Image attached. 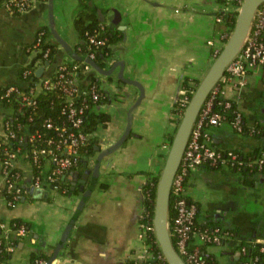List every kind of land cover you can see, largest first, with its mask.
Segmentation results:
<instances>
[{"label": "crops", "instance_id": "crops-1", "mask_svg": "<svg viewBox=\"0 0 264 264\" xmlns=\"http://www.w3.org/2000/svg\"><path fill=\"white\" fill-rule=\"evenodd\" d=\"M219 1L54 0V25L74 49L82 42L74 26V18L81 10L95 11L104 17L109 28L122 30L124 37L115 45V52L104 67L123 61L124 75L141 81L145 87V96L134 111L133 134L102 160L98 183L76 219L56 264H125L142 258L139 233L145 211L143 186L147 172H160L165 163L167 134L175 127L171 120L175 117L172 107L183 90L184 79L188 76L200 81L213 62V48L205 42L215 38L220 45V32L226 31L224 23L213 17L214 13L216 16L221 13ZM33 2L31 8L17 13L0 3V86L25 84L21 71L33 58V45L40 29L48 28L46 38L56 40L49 25L48 0ZM189 5L207 10L194 12L187 9ZM61 48L58 43L59 53L46 65L47 75L54 71ZM68 59L72 58L64 52L63 60ZM120 69L119 63L111 75L102 76L105 85H101L108 99L100 107L111 113L108 125L93 132L102 147L122 135L128 108L139 95L136 85L118 78ZM80 86L86 91L83 80ZM226 92L236 100L247 123L264 124V70L261 67L250 69L245 83L238 77L231 79ZM169 119L170 129L166 126ZM212 131L224 148L248 151L260 144L256 137L235 133L227 122L212 127ZM159 135L162 138H157ZM97 153L85 166L67 174L69 193L49 189L47 194L38 197L29 191L24 200L12 206L0 195V217L8 221L22 218L32 226V240L15 248L10 264H28L32 252L46 247L55 250L81 198L80 183L75 187L74 181L85 168L93 166ZM23 165L30 189L32 169L29 163L23 162ZM187 188L202 211L241 233V237H231L223 246H209L208 253L214 254L220 264H228L232 257L224 252L233 249L238 259L239 244L252 242L253 232L264 225V172L258 175L255 185L249 186L227 166L199 167L191 174Z\"/></svg>", "mask_w": 264, "mask_h": 264}, {"label": "built area", "instance_id": "built-area-1", "mask_svg": "<svg viewBox=\"0 0 264 264\" xmlns=\"http://www.w3.org/2000/svg\"><path fill=\"white\" fill-rule=\"evenodd\" d=\"M7 9L11 12L17 13L26 11L34 4L33 0H0ZM243 0H223V9L221 13L216 16L217 22L224 23V14L234 13L238 7L241 8ZM238 10V12H239ZM238 14V13H237ZM264 31V2L257 8L256 16L254 18L251 30L247 36L244 46L238 52V54L229 62L226 68L225 74L222 76L218 84H216L209 93L206 101L204 102L198 118L194 124L189 141L184 151V155L180 164V167L175 175L172 194L175 197L174 209L176 215L174 217L173 232L177 237L176 250L182 256L187 264H207L201 257L200 244L208 243L209 246H223L224 239L228 240L231 235L221 236L219 232L220 228H216L212 232L208 230L197 229L194 225L197 212L199 210L198 202L188 197L187 181L191 176V172L199 168L204 163H209L212 166L224 165L229 167L241 168L245 165V161L242 156L239 157V152L234 148L217 147L213 144L214 137L204 128L205 124L208 125H220L223 123H229L233 130H242L244 124L255 128L254 125H250L245 122L244 114L240 108L235 109V115L232 120H228L226 114L222 111L214 110L213 103L217 96L225 98V105L231 106L232 97L227 95L226 85L234 77H238L243 83L246 81V77L255 66H259L264 70V39L260 38V35ZM227 31H224L226 33ZM227 37L230 32H227ZM46 31L42 28L39 30L36 42L33 45V52L41 48V45L45 43ZM105 39H98L94 34L90 35V42L96 45L104 43ZM212 44V40H209ZM223 47V46H222ZM221 47V48H222ZM216 49V55L220 49ZM51 48L47 47L43 52V57L36 60L34 66L24 68L23 79H28L29 87L27 90L21 88L17 83H9L1 87L0 89V102L4 99H11L15 97L20 101L21 105H34L36 104V95L40 91H48L54 89H61L64 91V95L68 100V121L69 123L55 124L51 119H47L44 122V126L49 129H54L56 136H51L47 139L43 146H39L36 141V133L18 134L16 128L13 126V122L10 120L11 114L0 112V195L3 196L9 205H14L12 200L8 199L4 194L3 189L8 192L14 193V198L21 199L24 194L28 193L30 189L26 185L27 174L26 167L23 162L29 163L32 169L31 185L33 187H42L45 189H53L58 191V178L60 175H65L70 169L75 167L78 163V155L81 145L86 143L90 135L80 129L83 123V113L85 106L89 103L85 101L81 105H75L73 102L80 96L82 92L79 81L80 71L88 73L93 66L87 61L74 62L70 67L64 64L59 65L56 70V75L48 77H39L36 79V70L39 66L49 61ZM88 57L95 59V52L85 54ZM46 60V61H44ZM34 74L32 80L29 77ZM101 74V73H100ZM99 75V73L97 74ZM103 75V74H101ZM101 87V85H100ZM3 88V89H2ZM92 98L97 100L100 96L98 91L99 85L92 83L89 86ZM183 114V113H182ZM29 120L33 119L32 114H28ZM21 123L18 128H21ZM16 137L22 143L32 142L31 152L22 149L21 146L12 147L14 144L13 138ZM169 149V148H168ZM50 161L54 163V167L46 175V181L50 184V188L45 187L42 177L35 174V165L41 166L43 161ZM247 163V162H246ZM248 165H257L258 168L264 165V153L261 157L250 160ZM17 168L16 176L11 177V171ZM22 183V184H21ZM26 196V195H25ZM169 228L171 236V221L169 217ZM0 230L4 237L12 232L9 222H0ZM153 229V225L149 226L144 223H140L139 237L142 243V258L135 260L136 264H144L147 260L154 257V253L151 250V246L148 241V233ZM16 234L20 237L27 236V230L25 226H20L16 230ZM261 246L260 251L264 250V238H257L250 242ZM208 246V247H209ZM16 246L9 243L8 250L13 252ZM245 251V247L241 249V253ZM159 259H164L163 254L160 251L158 255ZM258 257L251 264H256ZM39 264H47L44 259L38 260Z\"/></svg>", "mask_w": 264, "mask_h": 264}, {"label": "trees", "instance_id": "trees-1", "mask_svg": "<svg viewBox=\"0 0 264 264\" xmlns=\"http://www.w3.org/2000/svg\"><path fill=\"white\" fill-rule=\"evenodd\" d=\"M237 12V11H236ZM236 16L237 13H231V14H224V25L225 30L227 32H231V30L234 28L235 22H236ZM74 26L77 29V31L80 33L82 37V42H79L76 46V50L81 54H90L92 51L95 52V60L100 63L103 67L107 65L108 60L112 57L113 53L115 52V45L121 41L124 37V32L122 30H116L109 28L105 22L103 17H99L97 13L88 11V10H81L74 18ZM46 31V34L48 32V28H43ZM94 34L98 39H105L104 43L96 45L90 42V35ZM260 38L264 39V31L260 35ZM58 41H52V40H45V43L41 45V48L36 50V52L33 55L32 60L29 62V64L24 67H30L34 66L35 62L38 58L43 57V52L47 47L51 48L50 55H49V62L52 63L54 59L56 58L57 54L59 53L58 49ZM60 44V43H59ZM215 57H213V60ZM46 61V60H44ZM74 62H80L79 60L75 59H68V60H62V62L59 64H64L67 67H70ZM49 63V64H50ZM56 66L54 71L51 74H44L42 76H36V79L39 77H48L56 75V70L59 67ZM23 68V69H24ZM22 69V70H23ZM80 78L81 80H84L87 73L84 71H80ZM23 75V72L21 71V76ZM34 77V74L29 77V80H32ZM23 79V77H22ZM25 81V84L17 83L21 86V88L27 90L29 87L28 79H23ZM198 80H195L191 77H186L184 79L183 83V90L181 91L178 99L175 101L172 112L178 113L179 116H182V113L189 102L190 98L192 97V94L194 90L196 89V86L198 84ZM92 83H97L99 85V93L100 96L97 100H94L92 98L90 88L86 91H82L80 93V96L73 102L75 105H81L84 101L85 103H89L88 106H85V111L83 113V123L80 127L84 132L88 133L90 135L88 141L81 145L78 155V163L75 167H73L71 170L75 168H80L85 166V164L89 161V159L95 155L97 152L96 145H99V138L96 135H93V132L99 128L100 126H107L109 121L111 120V113L108 111L103 110L100 105L108 99L107 92L100 87V78L98 75H95L93 78ZM80 84V81H79ZM1 87H5L0 86ZM2 88V89H3ZM184 99V100H181ZM231 106L227 107L225 105V98H222L220 96H217L213 103V109L222 111L224 114H226L228 120H232V118L235 115V109L238 108V104L236 103V100L231 101ZM67 109H68V100L66 99V96L64 95V91L61 89H54V90H48V91H40L36 95V104L34 105H21L20 101H18L15 97H12L11 99H4L0 102V112H5L6 114H11L10 120L13 122V126L16 128L17 133L20 135L22 134H33L36 133V143L39 146H43L47 139L51 136H56L54 129H49L44 126V122L47 119H51L55 124H64L69 123L68 121V115H67ZM28 114H32L33 119L29 120ZM180 117H172V121L175 123V127L172 131H170L167 134L168 139V148L171 145L172 139L174 137L175 131L177 129V126L179 124ZM245 122H247V119L244 117ZM21 123V128H18V125ZM217 126V125H215ZM213 125L205 124L204 128L207 130L213 137L214 141L213 144L217 147L223 148L220 143H217L216 141V134L212 131ZM254 129L252 130L251 127L244 124V128L240 130H234L236 133H241L242 135H251L253 137H256L260 140V144L256 147L248 150L243 151L240 148H234L236 151L239 152V157L242 156V159L245 161V165H243L241 168L237 167H229L231 171H235L239 174V177L243 179V183L249 186H253L256 184V181L258 180V175L260 173L264 172V165L261 168H258L257 165H248L247 163L255 158L261 157L262 153H264V124H255ZM14 144L11 145L12 147L21 146L22 149L30 151L32 148V142L22 143L17 139L16 137L13 138ZM164 153V157L167 156V151ZM31 152V151H30ZM0 157H3V154H0ZM247 162V163H246ZM43 164L41 166L35 165V174L40 175L43 180V184L45 187L50 188V184L46 181V175L49 171H51L54 167V163L50 161H43ZM200 167H205L207 169L209 168H215L220 169L222 167H225L224 165H218V166H212L209 163H204ZM17 168H14L11 171V177H15ZM68 171L65 175H60L58 178V191L62 193H69L71 192V186L69 181L67 180V174L70 172ZM83 171V170H82ZM161 172V171H160ZM160 172H147V181L143 186V192H144V213L141 218L140 223H144L146 225L152 226L153 222V215H154V209H155V196H156V186L159 180ZM192 174V172H191ZM65 176V177H64ZM189 179V178H188ZM22 184V183H21ZM188 184V181H187ZM4 194L7 196L8 199L12 200L13 202L20 201L21 197L18 199L14 198L13 192H8L6 189H3ZM26 193L24 194V196ZM189 198H192L189 194H187ZM174 201L175 197L173 194L171 195V201H170V212L169 217L171 221V231L173 232V223H174V217L176 215L175 209H174ZM199 207V210L196 215V219L194 222V225L197 229L200 230H208L209 232H212L216 228H220L219 234L221 236L223 235H231L232 237H241V233L237 228H229L225 226L223 221L221 219H215L214 216L210 215L208 212L202 211V209ZM8 220L0 217V222H7ZM11 227V233L6 237H4L2 231L0 230V264H10V258L12 252L8 250L9 243L13 244L14 246H17L20 243L31 241L32 240V226L30 222L27 220H24L22 218H13L8 221ZM25 226L27 230V236L20 237L16 234V230L20 226ZM264 238V225L260 226L258 230L256 229L255 232H253L252 235V241L256 240L257 238ZM172 240L174 243V246L177 248V237L175 236L173 232ZM151 246V250L154 253V257L152 259L147 260L144 264H168L166 260L159 259L158 255L160 254V247L156 241L155 234L152 230L148 233V241ZM227 243V240L224 239V244ZM209 244H200L199 248L201 251V257L206 261L207 264H220V262L217 260V257L214 254L208 253ZM245 247V251L240 254V257L237 259L235 258V251L232 249L231 251H225L224 253L226 255H230L232 257V260L228 264H251L254 262L256 256L258 257L256 264H264V250L263 252L260 251L259 245L251 244L250 242H241L239 244L240 250ZM264 247V246H263ZM54 248L53 247H46L40 250L39 252H32L29 256L28 264H39V259H44L49 261L51 256L53 255ZM125 264H136V261L129 260Z\"/></svg>", "mask_w": 264, "mask_h": 264}, {"label": "water", "instance_id": "water-1", "mask_svg": "<svg viewBox=\"0 0 264 264\" xmlns=\"http://www.w3.org/2000/svg\"><path fill=\"white\" fill-rule=\"evenodd\" d=\"M263 2L264 0H243L241 8L236 16L234 28L231 30L219 53L215 56V59L213 60L210 68L208 69L204 77L198 82L196 89L192 94V97L190 98L183 111L171 145L167 152L165 163L160 172L159 180L156 186L155 209L152 224L156 241L160 247L161 253L163 254L168 264H187L176 250L169 228L170 201L175 175L180 167L184 151L189 141L194 124L198 118L204 102L206 101V98L208 97L212 88L219 83L222 76L225 74L229 62L244 46L247 36L251 30L254 18L256 16V10ZM47 7L49 11V25L51 32L62 47L59 59L54 62V67L58 66L62 62L64 52H66L71 58L75 60L89 62L93 66V68L87 73L86 77L83 80V83L85 84L84 89L87 90L95 75L101 73L103 75L109 76L114 72L116 66L120 63L121 69L118 73V78L127 83L136 85L139 89V95L137 99L128 108L127 125L122 135L112 144L106 147L96 145L98 153L93 166L85 168L84 173L81 174V177L74 181L75 187L78 183H80L79 188L82 191V194L73 218L65 227L60 242H58V244L56 245L54 253L47 263L56 264L57 257L61 254L62 249L67 243L76 219L84 210L87 200L90 198L93 190L98 183L102 160L107 155L120 148L128 139L129 135L133 134L132 126L134 111L140 105L145 96V87L141 81L124 75L125 67L123 61H115L112 66L107 68L103 67L94 58L81 54L76 49H74L68 43V41L58 32L54 25V0H48ZM49 63V61H46L45 64L39 66L36 70V76H42L44 74L46 65ZM74 186L73 188H75ZM30 193L39 197L47 194L48 189L32 186L30 187ZM22 199L24 200L25 197H23Z\"/></svg>", "mask_w": 264, "mask_h": 264}, {"label": "rangeland", "instance_id": "rangeland-1", "mask_svg": "<svg viewBox=\"0 0 264 264\" xmlns=\"http://www.w3.org/2000/svg\"><path fill=\"white\" fill-rule=\"evenodd\" d=\"M222 0H220L219 1V5H220V8L221 9H223V6H222ZM183 10H184V5L181 7ZM187 9H189V10H192V11H194V12H196V9H203V10H207L205 7H194V5H189V6H187ZM214 10L216 11V9H213V12H214ZM238 10H239V7L236 9V10H234L235 11V13H238ZM237 11V12H236ZM212 12V11H211ZM217 12V11H216ZM211 15V17H212V14H210ZM209 15V16H210ZM218 15V14H217ZM213 17H215V21H217V18H216V13H214L213 14ZM221 34V37H219V41H220V45H217V43H216V41H217V39H215V38H211V39H209V40H212V44L209 42V41H206L205 43L207 44V46L210 48V45L212 46V48H213V54H212V56L213 57H215L216 56V49H218V48H221L223 45H224V43H225V41L227 40V32L226 33H224V32H220ZM208 42V43H207ZM211 49V48H210ZM99 78H101V80H100V85L102 84V85H105V83L103 82V78H102V76L103 75H101L100 73H99ZM102 85H101V87H102ZM181 100H184V99H181ZM172 109H173V107H172ZM117 113H118V110H115ZM174 116H177V117H180L179 119H181V115L179 116V112L178 113H174ZM116 117H114V119H115ZM117 118H119V117H117ZM170 123H171V120L169 119V120H167V123H166V126H167V128L168 129H170L169 127H170ZM133 132V131H132ZM157 138H162V135H159ZM161 142V141H160ZM162 143V142H161ZM166 144V146H167V144L168 143H165ZM167 148H168V146H167ZM169 150V149H168ZM168 152V151H167ZM49 190V189H48ZM25 263H26V261H24Z\"/></svg>", "mask_w": 264, "mask_h": 264}]
</instances>
